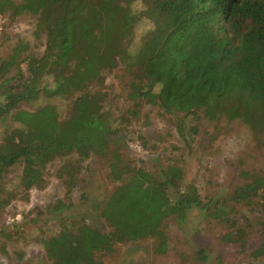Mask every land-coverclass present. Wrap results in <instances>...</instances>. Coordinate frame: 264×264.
I'll list each match as a JSON object with an SVG mask.
<instances>
[{
    "label": "trees",
    "instance_id": "1",
    "mask_svg": "<svg viewBox=\"0 0 264 264\" xmlns=\"http://www.w3.org/2000/svg\"><path fill=\"white\" fill-rule=\"evenodd\" d=\"M130 1L0 0V15L11 20L24 12L38 14L36 34L46 36L41 54H26L28 43L18 42L0 59V210L17 195L3 178L16 163L22 164L18 186L26 197L32 188L47 184L43 170L48 163L75 154L56 171L69 193L79 162L96 155L106 159L107 177L114 183L99 208L107 229L84 218L63 220L56 234L41 239L51 264H101L116 245L144 240L152 242L153 254L164 256L170 250L166 222H185L194 208L224 223L221 242L255 262L264 257V236L249 249L247 227L231 214L264 193V174L243 170L242 183L204 199L196 184L184 180L175 159L155 172L133 164L118 149H109L116 128L103 110V85L106 69L130 73L132 108L122 115L123 122L138 117L144 105L156 106L162 115L174 116V128L188 149L203 116L209 121L239 119L261 145L264 0H136L142 4L137 13ZM141 19L150 20L152 27L130 51ZM93 85L98 88L90 91ZM76 93L65 119L50 102L17 108L20 102L68 99ZM137 137L143 144V135ZM53 207L60 211L70 203L57 200ZM195 258L206 261L208 255L199 249Z\"/></svg>",
    "mask_w": 264,
    "mask_h": 264
},
{
    "label": "rangeland",
    "instance_id": "2",
    "mask_svg": "<svg viewBox=\"0 0 264 264\" xmlns=\"http://www.w3.org/2000/svg\"><path fill=\"white\" fill-rule=\"evenodd\" d=\"M129 5L133 13L142 9V4L136 0H131ZM37 17L38 14L29 12L13 20L8 14L0 15V59L18 42L28 43L26 54L43 52L46 36L43 32L36 34ZM151 27L148 19L135 24L129 41L130 51L137 49L142 35ZM20 68L26 73L25 62ZM104 75L103 110L110 114L116 128L110 136L109 149H118L133 164L155 172L169 159H175L183 168L184 180L196 184L204 199L213 192L229 190L242 183L245 180L241 175L243 170L264 174V142L258 145L249 126L241 120L221 117L209 121L203 116L197 121L198 133L188 149L174 128V116L162 115L156 106L144 105L138 117L124 123L122 115H129L132 108L127 97L130 73L119 67L106 69ZM48 80V86L52 87L53 81ZM97 88L98 85H93L90 91ZM77 94L68 99L51 97L20 102L17 108L36 109L50 102L56 105L60 119H65ZM201 114H205L203 108ZM2 132L3 124L0 123V137ZM139 134L143 135V144L137 137ZM69 159H76V155L59 157L48 163L43 170L47 184L43 188H32L26 197L18 186L22 164L16 163L4 173L6 188L17 195L0 210V264H51L41 239L56 234L63 220L84 218L92 226L107 229L99 211L102 200L114 186L107 177L106 159L92 155L81 160L77 177L67 193L56 171ZM57 200L70 203V207L53 210ZM263 206L264 193L255 197L253 205H240L237 212L231 214L238 225L247 227L249 249L258 245L264 236ZM164 229L170 240L166 255L153 254L150 240L122 243L105 255L101 264H264V257L249 263L245 253H235L222 243L221 236L227 229L225 224L207 217L199 208L192 209L185 222L168 220ZM199 249L207 253L206 261L195 258Z\"/></svg>",
    "mask_w": 264,
    "mask_h": 264
}]
</instances>
